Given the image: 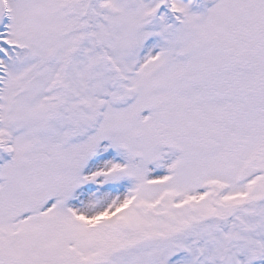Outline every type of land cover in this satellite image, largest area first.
Listing matches in <instances>:
<instances>
[{
  "label": "snow or ice",
  "instance_id": "obj_1",
  "mask_svg": "<svg viewBox=\"0 0 264 264\" xmlns=\"http://www.w3.org/2000/svg\"><path fill=\"white\" fill-rule=\"evenodd\" d=\"M0 264H264V0H0Z\"/></svg>",
  "mask_w": 264,
  "mask_h": 264
}]
</instances>
